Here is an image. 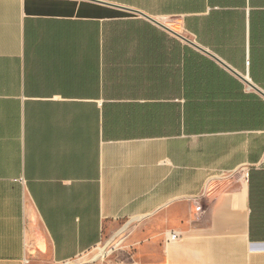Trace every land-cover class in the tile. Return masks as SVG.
Segmentation results:
<instances>
[{
	"label": "crops",
	"instance_id": "1",
	"mask_svg": "<svg viewBox=\"0 0 264 264\" xmlns=\"http://www.w3.org/2000/svg\"><path fill=\"white\" fill-rule=\"evenodd\" d=\"M110 241L264 264V0H0V264Z\"/></svg>",
	"mask_w": 264,
	"mask_h": 264
},
{
	"label": "rangeland",
	"instance_id": "2",
	"mask_svg": "<svg viewBox=\"0 0 264 264\" xmlns=\"http://www.w3.org/2000/svg\"><path fill=\"white\" fill-rule=\"evenodd\" d=\"M117 246H118V245H114L112 241L107 242V243H104V244H102L100 247H98L97 249H95V250H93L92 252L86 254V255L82 258V260L80 261V262H81L80 264H83V263H85V262L91 261V260L93 259V256H94L96 253H98V251H100L101 249H104V248L107 247V248H106V250H107L106 253H109V252L113 251L114 248H117ZM106 253H105V254H106ZM72 264H74V263H72Z\"/></svg>",
	"mask_w": 264,
	"mask_h": 264
},
{
	"label": "bare ground",
	"instance_id": "3",
	"mask_svg": "<svg viewBox=\"0 0 264 264\" xmlns=\"http://www.w3.org/2000/svg\"><path fill=\"white\" fill-rule=\"evenodd\" d=\"M107 248V247H106ZM106 248H104V249H101L102 250V252H106L107 250H106Z\"/></svg>",
	"mask_w": 264,
	"mask_h": 264
},
{
	"label": "built area",
	"instance_id": "4",
	"mask_svg": "<svg viewBox=\"0 0 264 264\" xmlns=\"http://www.w3.org/2000/svg\"><path fill=\"white\" fill-rule=\"evenodd\" d=\"M176 237H177V236L174 234V235H173V238H176Z\"/></svg>",
	"mask_w": 264,
	"mask_h": 264
}]
</instances>
